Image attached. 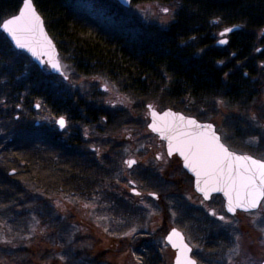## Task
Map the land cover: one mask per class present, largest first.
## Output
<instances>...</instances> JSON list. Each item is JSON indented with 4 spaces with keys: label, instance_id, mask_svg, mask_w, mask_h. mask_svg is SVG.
<instances>
[{
    "label": "trees",
    "instance_id": "obj_1",
    "mask_svg": "<svg viewBox=\"0 0 264 264\" xmlns=\"http://www.w3.org/2000/svg\"><path fill=\"white\" fill-rule=\"evenodd\" d=\"M131 1L173 7L174 18L166 26L143 22L116 0H32L60 59L71 68L67 78L103 77L133 98L140 110L148 100H155L161 109L169 107L199 120L207 118L202 109L211 113L218 99L238 109L262 99L264 0ZM21 2L0 0V23L16 13ZM234 25L239 27L227 34V43L216 45L212 33ZM65 81L13 48L0 30V211L13 212L25 195V186L15 182L19 174L26 188L48 194L61 189L83 196L95 191L103 174L111 173L108 160L99 164L95 150L83 148L80 127L98 122L111 132L128 126L132 104L115 110L99 101L98 90L77 94L66 89ZM35 100L67 118L68 126L46 130L36 124L23 112L32 109ZM82 153L94 157L85 161ZM10 170L14 174L9 175ZM140 179L148 181L147 187L158 188L159 195L172 192L166 191L168 184L157 172ZM109 197L123 221L138 217L116 194ZM175 207L179 210L181 202ZM139 234L128 245L140 264H161L151 238ZM18 252L4 257L12 260ZM83 260L103 264L98 256Z\"/></svg>",
    "mask_w": 264,
    "mask_h": 264
},
{
    "label": "rangeland",
    "instance_id": "obj_2",
    "mask_svg": "<svg viewBox=\"0 0 264 264\" xmlns=\"http://www.w3.org/2000/svg\"><path fill=\"white\" fill-rule=\"evenodd\" d=\"M126 7L143 22L166 26L174 18L173 7L154 2L130 1ZM165 8L167 12L163 11ZM212 37L215 41L223 36L214 31ZM61 61L64 75L69 76L72 71L68 62ZM43 68L48 70L46 66ZM64 80L70 92L92 94L98 90L101 94L99 101L108 107L113 106L115 110L132 104V119L128 126L111 132H106L104 125L98 122L80 127V136L87 138L81 141L83 148L91 150L93 146L97 162L104 164L108 160L106 162L112 168L111 173L108 169V174H103L105 176L92 193L80 196L60 189L48 194L37 187L26 188L20 174L15 178V182L25 186L26 192L19 197L16 210L0 211V264H85L84 256H98L103 264H140L138 255L128 245L130 238L140 235V231L151 238V245H155L153 248L161 258V264H173L174 250L164 240L171 227L178 228L194 247L192 256L197 264L233 263L227 260L243 253L242 248L246 250L248 247L245 240L249 239L245 236V245L242 247L240 243L236 251L200 246L204 244L202 231H218V220L208 216L207 209L202 210L199 202L202 198L193 190L192 178L184 174L179 159L176 156L166 157L163 142H159L157 136L147 129L146 104L159 110L161 106L155 100H148L140 110L133 98L121 93L103 77H66ZM262 96L256 103L240 109L218 99L211 113L202 109L207 116L204 121L214 124L229 149L264 159V92ZM34 102L38 103V107L26 109L24 114H29L36 124L43 125L46 130L57 129L56 120L60 115H54L39 100ZM67 126L65 118L63 129ZM160 150L164 157L156 160L155 153ZM130 158L136 163L128 167L125 162ZM148 172L162 175L168 184L166 191L172 192L159 195L158 188L147 187L148 181H142L140 175ZM131 188L140 193L134 194ZM111 193L123 199L138 217H125L123 221L121 216L116 215L109 197ZM213 198L206 203V207L214 208ZM176 202H181L179 210L175 207ZM242 221L240 232L252 234L247 237L255 239L257 231L254 232L245 218ZM250 249H254L256 256L264 254V247L252 244ZM14 250L20 251L18 257L14 256L12 260L4 257Z\"/></svg>",
    "mask_w": 264,
    "mask_h": 264
},
{
    "label": "snow or ice",
    "instance_id": "obj_3",
    "mask_svg": "<svg viewBox=\"0 0 264 264\" xmlns=\"http://www.w3.org/2000/svg\"><path fill=\"white\" fill-rule=\"evenodd\" d=\"M163 11L167 12L168 9L165 8ZM0 30L6 32L17 47L28 49L33 56H37L33 42L40 43L35 39L37 35L43 37L44 44L51 45V42L44 36L42 22L35 12L32 0H23V6L19 13L3 21L0 24ZM232 30V28L224 29L221 36ZM219 43L224 44L227 41L221 39ZM49 62L52 68L57 71L60 70V64L53 62L51 56ZM148 107L153 117V122L149 124V128L161 132L162 136L165 130L170 133L165 137L169 141V155L174 151L178 152L184 158L185 167L196 174L198 184L203 178L205 184L215 183L218 185L213 190L223 191L228 197V211L234 212L236 208H244L245 210L256 208L261 203L264 199V160L254 159L251 156H238L230 152L220 143V137L212 131L210 124L200 125L193 119L174 116L170 122L166 121L162 127L157 122L158 113L152 109L151 105ZM170 115L173 114L165 112L163 117H159V119H164ZM58 123L63 127V118ZM125 163L131 167L136 161L128 160ZM232 192L236 193L235 201ZM220 219L224 218L220 217ZM173 237H180L175 229L166 239L172 242ZM180 239L179 245L172 244L174 248L178 249L176 264H195V261L188 256L191 249L182 242V237Z\"/></svg>",
    "mask_w": 264,
    "mask_h": 264
},
{
    "label": "water",
    "instance_id": "obj_4",
    "mask_svg": "<svg viewBox=\"0 0 264 264\" xmlns=\"http://www.w3.org/2000/svg\"><path fill=\"white\" fill-rule=\"evenodd\" d=\"M116 1L120 5L126 7V6H128L130 4V1L131 0H116ZM32 4H33V2H32ZM22 6H23V0L21 2L20 6H19V8L17 10V12L14 13L13 15L8 16L7 18L3 19L0 24H2L3 21L9 19L10 17L17 15L19 13V11H20V9H21ZM33 7L35 9L36 14L40 17V20L42 22L44 36L47 38L48 41L51 42V45L48 46V45H46V44L43 43V37H40L39 35H37V37L35 39H36V41H39L40 43H35V41L33 42V46L35 47V50L37 51V56H33L32 55V52L29 51L26 48H19V47H17L16 44H15V42L12 40V38L6 32H4L2 30L1 31L6 35V37L10 41L11 45L13 46V48H15V49H17L19 51L24 52L40 68H43L44 66H46L51 73L57 74V75H61L65 79L67 76L64 75L63 64H62V61H61V59L59 57V53H58L57 47H56L54 41L52 40V38L50 37V35L48 34V32H47V30H46V28L44 26L43 19H42L41 15L38 13V11L36 10L34 4H33ZM234 26H237V25H234ZM234 26H229V27H226V28H232L233 29L232 31H234L235 29L238 28V27H234ZM226 28H223L219 32V35H221V33ZM261 32L264 33V26L262 27ZM228 33H230V32H228ZM228 33H226V34H228ZM222 39L226 40L225 37H223ZM220 40L216 41V45H220V46L223 45V44L219 43ZM50 56H51L53 62H58L60 64L61 67H60V70L59 71H57L56 69L52 68L51 63L49 62V57ZM149 105H151V104H146V109H147L146 110L147 111L146 113H147V118H148V122H147L146 127H147V129L151 133L155 134L158 139H160V140H162L164 142V147H165L166 153L169 155V147H168L169 146V141L165 137L168 136L170 133H168L167 130H165L164 135L162 136L161 132L153 131L151 128H149V124H151L153 122V117H152L151 112H150V109L148 107ZM34 107L37 108L38 107V104L35 103L34 104ZM152 109H154L158 113L157 122L162 127L164 126V124H165L166 121L167 122H170L173 119L174 116H176V117L183 116L186 119H193V120H195L200 125H208V124L212 125V131H214L215 134L218 137H220V134L216 131L215 126H214V124L211 121H200L197 118H195L194 116L184 114L183 112H181L179 110H175V109H172V108H169V107H165V108L159 110L156 107L152 106ZM165 112L171 113L173 115H170L169 117H165L164 119H159V117H163V114ZM61 118H63V117H58L57 120H56V124L58 125V129H62V127L58 123V121ZM63 120H64V118H63ZM177 122H179V121H177ZM186 130H188V129H186ZM220 143H222L230 152H233V153H235L238 156H251L254 159L264 160V159L255 157V156H253V155H251L249 153H244V152L242 153V152H237V151H234L232 149H229L227 147V145L225 143H223V141L221 140V138H220ZM173 154H175L179 158L180 164H181L182 168L192 177V187H193V190L197 194H199L204 200H208L210 198V196L213 195V194H220L222 196L223 200H224V207L228 211V197L225 196V194H224L223 191H214L213 190V188L218 187V185H216L215 183L205 184L203 178L200 179L199 184H198V182H197V179L198 178H197L196 174L193 171H191L188 167H185L184 158L178 152H175L174 151L171 155H173ZM128 160H134V159L133 158H130ZM13 172H14V170H10L9 171V174H12ZM200 189H203V190H200ZM133 191L135 193H137L136 192L137 191L136 189H134ZM206 193H207V195H206ZM152 194H154V193H150L151 196H155V194L154 195H152ZM232 197H233V200L235 201V198H236V193L235 192H232ZM256 208H249L247 210H245L244 208H236L235 210L249 211V210H254ZM173 229H175L180 234V237H173V241L172 242H169L166 239V237H168V235L172 232ZM181 237H182V242L184 244H187V242L185 241V238H184L183 233L179 229H177L176 227H171L169 229V231L164 236L165 242L170 246L171 249L174 250L173 264H176V257H177L178 249L177 248H174L172 246V244L173 243H176L177 245H179L181 243V239H180ZM188 247L190 248L189 245H188ZM188 256L190 257V259H192L193 261H195V259L190 255V252L188 253ZM195 264H196V261H195ZM262 264H264V261L262 262Z\"/></svg>",
    "mask_w": 264,
    "mask_h": 264
},
{
    "label": "flooded vegetation",
    "instance_id": "obj_5",
    "mask_svg": "<svg viewBox=\"0 0 264 264\" xmlns=\"http://www.w3.org/2000/svg\"><path fill=\"white\" fill-rule=\"evenodd\" d=\"M262 34H264V33H262ZM224 36H226V38H227V34ZM63 127H62V129H59V130H63ZM86 139L87 138L84 137V138H81L78 140L82 141V140H86ZM158 140H159V142L160 141L163 142L160 139H158ZM163 145H164V142H163ZM90 148H91V150H94L93 146H91ZM164 150H165V148H164ZM165 155H166V157L176 156L175 154L168 155L166 153V150H165ZM82 156H83L85 161H89L94 157L93 154H89V153H86V154L82 153ZM163 157H164V155H162L161 150L155 153V159L156 160H160ZM130 183L134 184V182L132 180H130ZM134 189L135 188H131L130 191L133 192L134 194L140 193L137 189H136L137 193H135L133 191ZM216 195H218V197ZM212 198L214 199V203H215L213 206L214 208L206 207V203L208 201L212 200ZM199 202H200V206H201L202 210L207 209L206 212H207L208 216H210L213 219L218 220V231H216V232L212 231V232H207V233L203 232L201 234L202 235L201 239L204 242V244L200 245V246H204L207 248H209V246H213V247H215V249H217V248H218V250L221 249V251H222V248L225 250L231 249L234 251L235 249H237V247L239 246L240 243L242 244V247H243L245 245L244 239L248 238L249 240H247V239L245 240V242L248 241V243L246 244V247L248 246L247 249L244 250L242 248L243 253L237 254L236 258H232V259L229 258L227 260V262H229L231 260V261H233V263H231V264H262V262L264 261V254L256 256L255 252H253L254 249H250L252 251L251 252L250 250H248V248H250V245H252V244L254 245V247L255 246L264 247V199H262L261 203L254 210H249V211L235 210L232 213L225 209L224 200L220 194H213L210 196V198L208 200L201 199V201L199 200ZM216 209H218V212H215ZM220 217H223L224 219H220ZM242 218L243 219L245 218V220L249 222V225L254 230V232L257 231L255 239L251 240V238L247 237V236H252V234L245 235L243 232H240V230H242L241 227L243 224ZM245 236H246V238H245ZM185 241H186V239H185ZM186 242L191 248L190 255L192 256V253L194 251V247L190 243H188V241H186ZM254 242H256L257 244ZM255 257H257V258H255ZM193 258L195 259L196 264H197L196 258L195 257H193Z\"/></svg>",
    "mask_w": 264,
    "mask_h": 264
}]
</instances>
